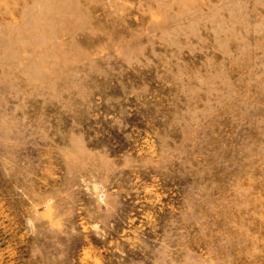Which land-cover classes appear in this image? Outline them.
<instances>
[{
	"label": "rangeland",
	"instance_id": "rangeland-1",
	"mask_svg": "<svg viewBox=\"0 0 264 264\" xmlns=\"http://www.w3.org/2000/svg\"><path fill=\"white\" fill-rule=\"evenodd\" d=\"M0 264H264V0H0Z\"/></svg>",
	"mask_w": 264,
	"mask_h": 264
}]
</instances>
